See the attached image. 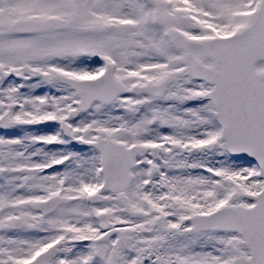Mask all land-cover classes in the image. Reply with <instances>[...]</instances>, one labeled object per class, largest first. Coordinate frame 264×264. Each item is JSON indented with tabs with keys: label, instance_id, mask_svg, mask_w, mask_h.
<instances>
[{
	"label": "rangeland",
	"instance_id": "374dc122",
	"mask_svg": "<svg viewBox=\"0 0 264 264\" xmlns=\"http://www.w3.org/2000/svg\"><path fill=\"white\" fill-rule=\"evenodd\" d=\"M257 4L9 1L11 13L28 12L42 28L17 36L0 18V28L8 31L7 37L0 35L1 65L19 74L26 64L47 74L69 69L90 77L102 69L100 60H113L124 90L108 104L93 103L84 113L67 116L72 95L66 86L56 93L0 79V129L10 133L0 135V174L7 177L0 181V264H28L54 242L59 245L47 264H234L237 257H248L236 233L193 231L187 220L223 205L250 206L244 194H256L263 179L253 163L227 155L214 108L202 99L211 86L178 73L182 52L163 34L180 31L186 50L212 65L205 41L242 30ZM96 26L99 31L90 30ZM254 68L263 70L264 61ZM165 78L169 83L158 99L129 92L131 85L158 87ZM60 118L70 125V140L56 130ZM100 138L156 145L158 154L138 158L127 189L110 193L93 177L88 161L94 153L84 147L85 141ZM54 195L61 204L41 215L37 201ZM110 224L128 230L122 248L116 236L101 234L100 228Z\"/></svg>",
	"mask_w": 264,
	"mask_h": 264
},
{
	"label": "water",
	"instance_id": "95a60500",
	"mask_svg": "<svg viewBox=\"0 0 264 264\" xmlns=\"http://www.w3.org/2000/svg\"><path fill=\"white\" fill-rule=\"evenodd\" d=\"M21 26L28 27V24L18 21L14 29L22 32L24 30H21ZM168 39L178 49L185 48V41L179 33L169 32ZM206 48L213 61V68L202 65L185 52L182 57L185 67L180 72L213 84V88L204 97L209 98L216 109L225 149L229 154L255 161L264 178V71L255 72L253 69L254 62L264 60V0H260L250 26L235 35L210 39ZM108 77L110 79L104 85L74 81L62 76L60 79L76 88L80 95L79 106L84 108L92 100L84 98L85 92L95 91L93 98L105 102L121 93L118 82L113 81L110 75ZM166 84L167 80L161 82L151 95L155 99L159 98ZM131 90L138 93L146 91V88L132 87ZM98 143L93 144L98 146ZM104 146L107 147L101 148L103 188L113 192L125 190L131 178L128 170L134 164L133 159L136 154H143L145 147L138 145L124 148L111 141H107ZM245 196L253 200L252 206H223L208 214L193 215L188 220L196 231L228 230L240 235L243 244L249 249V257L238 258L236 264H264V185L257 194ZM60 203L59 197H50L40 201L37 208L47 214ZM118 243L121 247L123 241L118 240ZM56 246L57 243L40 254L35 262L45 263L55 254Z\"/></svg>",
	"mask_w": 264,
	"mask_h": 264
},
{
	"label": "flooded vegetation",
	"instance_id": "af4514ba",
	"mask_svg": "<svg viewBox=\"0 0 264 264\" xmlns=\"http://www.w3.org/2000/svg\"><path fill=\"white\" fill-rule=\"evenodd\" d=\"M9 1L10 0H0V8H1L0 18H1V22H4V23H6V22L9 23L10 22L9 29L14 33V35H17V36H30V35H34V33H36L38 30H40L42 28L41 25H39L37 23V21L35 19H33V16L31 17L30 13H28V12L24 13V14H17L18 12L17 13H15V12L11 13L9 11V9L11 7L7 6ZM12 1H14V0H12ZM15 20H19V21H22V22L28 24V27L27 26H21V30H24V31H22L23 33H19V32H16V31L11 29V24ZM28 29H31V30H28ZM34 29H36V31L33 32L32 30H34ZM27 31H31V32L25 33ZM7 33H8L7 27H6V29L4 31L2 30V28H0V35L2 34V35H5L7 37ZM18 41H19V39H18ZM13 43H16V41H14ZM17 47H18L17 55H19L20 52H21V45H19ZM86 60H88V59H86ZM88 62L92 63V60H90ZM100 63H101V60L99 61V64ZM107 64L108 63H106V65ZM0 67H2L4 69L6 68V67H4V65H1V64H0ZM8 69L10 70V68H8ZM101 70H103V66H102ZM101 70H100V72H101ZM113 70H114L115 73H117V71H118V65L117 64H116V66L113 67ZM51 72L52 73H48L47 74V73L43 72L40 69L33 68L32 66L30 67L29 65L25 64V65H23L21 67L20 74L19 73H14L15 74L14 78L18 79V81L16 82L18 84V86L24 87L26 84H28V82H31V83H34L38 88L39 87L40 88H49L51 91L53 90V91H55L57 93L58 92L57 87H59V86L65 87L66 85L61 83L60 81H58V80H56L54 78V75L56 73H60V74H63V75L69 76V77L76 78V79L95 78L100 73L99 72L98 74H96L94 76L86 77V76H79L74 71L69 70V69L68 70L63 69V70H60V71L53 70ZM23 73L25 75H22ZM20 75H21L22 79H20V77H19ZM0 79L5 80V81L9 80V78L8 79H4V78H1V77H0ZM68 91L72 95V97L71 98L69 97L68 99H69V102H70L72 110L75 112V110H76V107H75L76 95H75V92L73 90H71L70 88H68ZM95 103H98V102L96 101ZM71 112H72L71 110H68L67 111V115L70 116L72 114ZM2 124H0V125H2ZM7 131L8 130H6V129H0V135L3 134L2 136H8ZM112 230H113V228L111 229V231Z\"/></svg>",
	"mask_w": 264,
	"mask_h": 264
}]
</instances>
